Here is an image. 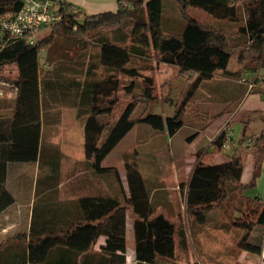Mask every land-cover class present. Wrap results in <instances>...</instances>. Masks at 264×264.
Wrapping results in <instances>:
<instances>
[{
	"label": "trees",
	"instance_id": "1",
	"mask_svg": "<svg viewBox=\"0 0 264 264\" xmlns=\"http://www.w3.org/2000/svg\"><path fill=\"white\" fill-rule=\"evenodd\" d=\"M174 1L184 20L180 32L163 30L162 0H118L115 11L92 15L74 11L70 3L63 1L58 8L62 19L48 35L38 38L34 44H27L20 38L0 39V71L9 66L17 70V77L12 82V87L16 89L14 123L19 124L21 130L18 135H13V140L20 147L27 143L33 150L27 154L18 153V158L36 159L42 127L40 100L45 101L46 98V105L51 103L52 108H58L61 104L76 108L75 122L83 127L86 165L95 175L112 171L121 184L114 167L101 165L104 158L136 124L165 130L168 136L175 134L183 125L186 114L198 111L194 107L187 112V107L192 102L195 104L203 84L212 79L217 71L222 75L240 77L239 72L231 73L227 69L234 51L238 52L241 69L255 73L260 68L264 78V0ZM19 6V0H0V14L13 13ZM195 8L207 13L216 24H205L194 19L189 11ZM222 22L235 28L230 35L234 38L233 43L226 32L230 26L226 31L218 27ZM137 34L142 36V40L136 39ZM57 38L77 44H73L72 49L63 48V53L57 59L46 60V68L41 67L39 51L53 45ZM149 44L157 55L156 64L164 63L178 68L177 77L171 81L170 88V82L166 84L165 99H155L152 76L143 73L139 66H135L137 64H132V59L139 64L138 59L145 57L146 48L143 47ZM116 73L133 78L123 87L126 93L131 94V99L118 117L113 116L114 102L101 105L93 102L94 89ZM185 74L191 76L186 82L180 81ZM136 78L138 83H135ZM175 82L179 96L172 93ZM150 102H169L174 107L173 113L162 116L146 110L133 116L137 105ZM247 122L243 121L241 137L232 154H227L225 160L219 163L197 162L188 182L180 183L179 189L182 192L186 188L187 228L198 229L205 225L226 228L227 217L232 212L234 219L229 225L234 229L224 230L233 233L239 249L261 253L262 246L258 242L262 238L264 240V200L248 197L244 192L254 187L260 174L264 157V129L251 134ZM58 125V118L55 120L53 117L52 122L46 118V141L52 139L50 130H55ZM105 129H108L107 134L99 143ZM194 136L188 137V141ZM231 140L232 135L227 140L226 132L222 130L214 136L211 145L222 151ZM52 145L58 146L55 143ZM247 148L251 149L252 171L249 181L243 184L241 175ZM124 168L128 197L121 192L120 197L80 198L85 221L75 228L84 233L91 231V242L97 236L105 235V248L124 254L125 204H129L136 214L133 235L137 262L152 263L158 257L173 258L175 236L182 237L184 223L179 221L177 225L163 214L152 217L149 193L136 164L127 162ZM245 204L252 205V216L243 219L239 212L243 214L241 210ZM95 207L94 214H89ZM45 241L48 243L49 239L42 243Z\"/></svg>",
	"mask_w": 264,
	"mask_h": 264
},
{
	"label": "crops",
	"instance_id": "2",
	"mask_svg": "<svg viewBox=\"0 0 264 264\" xmlns=\"http://www.w3.org/2000/svg\"><path fill=\"white\" fill-rule=\"evenodd\" d=\"M117 1L64 0L73 6L74 11L79 10L86 15L115 11ZM165 2H173L177 7L174 0H162L161 25ZM191 10L190 15L198 21L199 16L210 17L203 14L194 15L193 9ZM174 22L178 25L177 32H180L184 20L179 11L174 15ZM38 60L41 67L46 68V61L43 63L40 61V53ZM160 69L164 73L175 75L178 73V68L174 65L161 63ZM227 69L231 73L244 72L241 68L231 69L227 66ZM11 73L4 78L8 85H0V264H225L223 261L225 255L221 251L227 240V232L224 229L185 228L181 229L182 237L175 236L173 258L158 257L152 263L137 262L133 235V220L136 214L124 200L122 203L126 206V250L123 254L120 251L106 249L105 235L101 234L91 242V231L84 233L75 228L85 221V212L79 200L83 197H120L121 192L124 193V197H128L124 165L127 162H134L149 193V201L153 207L152 217L163 214L175 223H179L181 219L185 221V210L181 213L177 203L185 206L186 188L180 192L179 184L188 182L197 162L214 164L225 160L227 154L214 157L222 151L211 145L218 131L224 125L231 129L233 122L240 123L242 131L244 120L248 121L250 130L251 116L255 112L259 113V110H263L260 112L262 124L257 133L264 129V92L259 87L249 91L247 84L240 82L238 76L222 75L220 71L203 84L202 94L195 102V109L198 111L187 113L179 129L191 125L189 130H192L195 136L192 140H187L184 148L178 151L180 156L174 158L172 155L173 159H178V165H172L174 172H170L169 183L161 172L163 169L171 170L172 158L169 151L167 156H163L162 145L167 137V141L171 143L179 130L168 136L165 130H154L148 125L136 124L101 163L103 167H114L117 170L121 180L119 184L112 171L95 175L86 165L83 127L75 122L76 108L69 104L52 108L51 103L46 105V98L45 101L40 100L42 127L36 159L18 158V153L27 154L33 150L27 143L20 147L13 140V135H18L21 129L18 128L19 124L14 123L16 89L12 87V82L17 77V70ZM120 74L131 79L122 73L112 74L94 89L95 105L109 103L107 99L102 103L96 100L97 97L104 99L102 96L104 90L100 91L99 87L103 89L112 87L113 81L118 80ZM211 114L216 116H210ZM53 117L55 120L58 118L59 125L49 134L52 135V139L46 141V118L52 122ZM218 117L220 119L217 120ZM107 130L103 131L99 143L107 134ZM58 131L60 140H57L58 136L56 138ZM240 137L241 132L236 141L232 139L227 145L229 154L233 153ZM123 142L129 145L132 143V146L122 151V160L116 163L114 154ZM208 151L210 156L203 160V155ZM249 157L250 175L247 181L241 180L243 184L251 177L250 153L245 156L244 167ZM247 191L251 194L247 195ZM244 194L264 200V157L254 187L246 190ZM95 211L96 207L89 214H94ZM46 238L49 242L42 243ZM258 243L262 250L260 254L255 255L264 262L263 238Z\"/></svg>",
	"mask_w": 264,
	"mask_h": 264
},
{
	"label": "rangeland",
	"instance_id": "3",
	"mask_svg": "<svg viewBox=\"0 0 264 264\" xmlns=\"http://www.w3.org/2000/svg\"><path fill=\"white\" fill-rule=\"evenodd\" d=\"M165 9V10H164ZM163 24H162V28L165 32H177L178 31V25L176 24V22H174V15L175 13H177L178 11V8L175 7V4L173 2H165L163 4ZM192 10L189 11V13L191 12ZM193 14L196 15V14H200V15H208L207 13L203 12L202 10L200 9H193ZM202 15V16H203ZM198 19L202 22V23H205V24H216V22L211 18H202L201 16L198 17ZM230 27H229V26ZM226 24L225 22H222L220 25H218V27H220L221 29L225 30L229 27V29L226 31L227 32V35L229 36L230 38V42L233 43L234 42V38H231L230 35H232L233 31H235V28L233 29L232 25L231 24ZM49 31H51V29H46V30H41L38 38H43V36L45 37L46 35H48V33H50ZM47 32L46 34H43ZM139 34V33H138ZM136 35V39L137 40H142V36L140 35ZM77 39V37H76ZM74 46L77 44V42H73V41H64V40H61L59 38H57L56 42L51 45L50 47H48L46 49V52H45V48H42L39 53H40V61L43 63L45 62L46 60H50L51 58L53 59H57L58 55L63 53L64 49L63 48H67V47H70V49H72L71 47ZM143 48H146V55L145 57L143 58H139V64H138V61L136 59H132V64H137L135 66H139L142 70H143V73L145 74H150L154 80V97L155 99L157 98L159 100V97L162 98V99H165L166 97V91H167V87H166V84H168L170 82V85H169V88L170 86L172 85L171 84V81L174 80V78L176 79L177 75H175V73H169V72H162L160 67H161V63H158L156 64V57L157 55L155 54L154 50L152 49L151 45L149 44L147 47H143ZM45 53V55H44ZM238 52L237 51H234L231 55V58L229 60V63H228V68H231V69H238V68H241V65L238 63V60H237V55ZM14 66H9L6 68V71L2 70L0 71V73L3 75V74H6V75H11L12 71H14ZM4 72H7V73H4ZM217 73H219V71H217ZM117 75L119 73H116ZM191 75L189 74H185L183 77H181V80L182 82H186L189 77ZM118 80H114L113 81V85L112 87H109L108 89L105 87L104 89L100 86L99 87V90H104V93L102 96H104V99L100 98V97H97V101L102 103L106 102V99H107V102L111 103V102H114L115 103V106H114V112H113V116L114 117H117L118 114H120V112L122 111L123 107L125 106L126 102L131 99V94L130 93H126L123 89L124 86H126L127 84L130 83V81L133 79L131 77V79L127 76H123L120 74V76L117 77ZM130 79V80H129ZM135 83H138V78L135 79ZM177 82H175V87L172 88V93L175 95V96H179V91L177 89ZM202 89L200 90V94H202ZM113 92V93H112ZM101 94V93H100ZM195 107V104H193V102L190 104L189 107H187V112L191 109V108H194ZM147 112H153V113H158L162 116H167V115H171L173 113V110H174V107L172 104H170L169 102H150L148 104H140V105H137L135 111H134V117L140 115L141 112L143 111H146ZM263 110H259L257 112H255L251 117V123H250V133L251 134H257L261 124H262V120H261V114L260 112H262ZM220 119L219 117L217 118V120ZM191 120V119H189ZM264 123V122H263ZM211 125V124H209ZM191 126V125H190ZM190 126L188 127H183L181 130H179L174 136H173V141L171 143H169L167 140H168V137L165 138L166 141L165 143L162 145L163 146V149H162V154L163 156H167L168 154V151L170 152V156L172 158V155L174 156V158L180 156V151L182 148H184V145L186 143V141L188 140L187 138L188 137H191L193 135V131L192 130H189L190 129ZM53 130H50V133H52ZM220 131V130H219ZM218 131V132H219ZM207 132H209V128L207 130ZM231 132H232V139L234 141L237 140V138L239 137L240 135V132H241V124L238 123V122H233L232 123V128H231ZM59 134V131L57 132V135H56V138ZM105 134V133H104ZM103 134V135H104ZM59 139L57 140H60V137L58 136ZM48 141V140H47ZM230 142L227 143V145H229ZM132 143H130V145L125 142H123L118 148L117 150L115 151V162L118 163L122 160L121 156H122V151L127 149L129 147V149L131 148V145ZM226 147L222 150V152L218 153V154H215V156L219 157L223 154H229V150H228V147ZM180 150V151H179ZM179 151V152H178ZM251 151V149L249 150L248 148L245 150V155L247 153H249ZM174 153V154H173ZM132 155H130L131 157ZM204 158L203 160H205V158H207L208 156H210V152L208 151L206 154L203 155ZM250 156V155H249ZM170 168L171 170L169 169H163V171L161 172L166 180L170 181V178H171V173L170 172H174V169L172 167L175 166V165H178V159H171L170 160ZM250 170H251V158L249 157V159L246 161L245 163V167L243 169V172H242V178L241 180L243 182L247 181L248 178H249V175H250ZM172 184H175V183H172ZM242 194V193H241ZM247 195H250V191H247L246 192ZM243 195V194H242ZM245 195V194H244ZM241 197V195H240ZM243 201V200H242ZM177 206H178V209L181 213H184V210H185V206L182 205V204H179V202L177 203ZM251 204H245L243 209L241 210L243 212V214H241V212H239L238 214L240 215L241 218H246L248 216H252V212H251ZM186 213V211H185ZM234 219V216L232 215V212H231V216L230 217H227V226L226 228H219V227H213L211 225H205V226H202L198 229H234L231 225H229L230 222H232ZM216 220V219H215ZM181 222H184V227L185 229H188L191 227L188 226V228L186 227L187 225V221H183L181 219ZM178 225V223H176ZM190 225V224H189ZM215 226V225H214ZM227 240L226 242L222 245L221 248H223V251L224 252V263L225 264H264V262H262V260L258 257H256L255 253H251V252H247V251H243L241 249H239L236 244H235V238L233 237V233L232 232H228L227 233ZM254 256V257H253Z\"/></svg>",
	"mask_w": 264,
	"mask_h": 264
},
{
	"label": "built area",
	"instance_id": "4",
	"mask_svg": "<svg viewBox=\"0 0 264 264\" xmlns=\"http://www.w3.org/2000/svg\"><path fill=\"white\" fill-rule=\"evenodd\" d=\"M64 0H19V9L10 14H0V39L20 38L27 44H34L41 30L52 28L61 19L59 4ZM7 75L0 73V85H8L4 80ZM239 80L247 82L249 91L259 87L264 92V78L260 68L255 72L244 71ZM226 132L227 140L230 139L231 129L224 125L220 131Z\"/></svg>",
	"mask_w": 264,
	"mask_h": 264
}]
</instances>
